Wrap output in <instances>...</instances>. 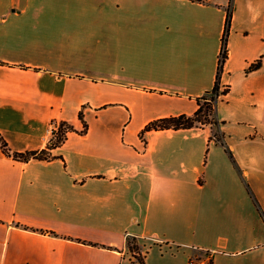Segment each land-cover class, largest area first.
Returning a JSON list of instances; mask_svg holds the SVG:
<instances>
[{
    "label": "crops",
    "instance_id": "0c3cea01",
    "mask_svg": "<svg viewBox=\"0 0 264 264\" xmlns=\"http://www.w3.org/2000/svg\"><path fill=\"white\" fill-rule=\"evenodd\" d=\"M229 1L0 0L12 150L89 124L62 158L0 147V264H142L133 238L145 264H264V0H233L219 123L141 134L212 90Z\"/></svg>",
    "mask_w": 264,
    "mask_h": 264
},
{
    "label": "trees",
    "instance_id": "16d2710c",
    "mask_svg": "<svg viewBox=\"0 0 264 264\" xmlns=\"http://www.w3.org/2000/svg\"><path fill=\"white\" fill-rule=\"evenodd\" d=\"M227 11L228 14H227L226 28L223 36L222 50L220 53L219 68H218L217 78L212 90L209 93L198 98L199 107L194 114L171 115V116H166L152 120L143 128L141 132L142 135L145 132L153 129L192 128L198 125L219 123V121L216 118H213L212 116L214 115L215 117L217 98L221 94L228 93L230 89L228 86L224 90H221L220 78H221V71L223 69L224 62L228 57V37L230 32L231 20L233 16V0L229 1ZM260 63L261 62L259 60L257 63L251 65L249 69L258 68L260 66ZM79 118L82 122V127L80 129L76 128V126L72 122L67 120H60L54 122L57 123L58 126L57 128H53L52 137L48 141L46 147L42 149L26 150V151L12 150L8 141L1 133H0V147L2 148L3 152L6 155L12 156L16 160L29 161L33 159L36 161H47L55 158H62L60 156L53 155L52 151L54 148L62 145L65 142V140L68 137V133L70 131H78L80 134L86 135L89 130V124L85 118L84 108L80 110ZM223 136L224 135L221 133H215V139L221 142L223 145H226ZM209 138L211 139V137ZM226 149L230 153L231 157L234 158L232 152L227 147ZM48 233H50V231H48ZM129 245H130V249L139 258L141 263L145 264L143 258L141 257L135 238L130 240Z\"/></svg>",
    "mask_w": 264,
    "mask_h": 264
},
{
    "label": "built area",
    "instance_id": "2783aa9c",
    "mask_svg": "<svg viewBox=\"0 0 264 264\" xmlns=\"http://www.w3.org/2000/svg\"><path fill=\"white\" fill-rule=\"evenodd\" d=\"M56 124L57 123H55L54 128H57ZM188 264H205V263L202 260H197L192 258L189 260Z\"/></svg>",
    "mask_w": 264,
    "mask_h": 264
},
{
    "label": "rangeland",
    "instance_id": "374dc122",
    "mask_svg": "<svg viewBox=\"0 0 264 264\" xmlns=\"http://www.w3.org/2000/svg\"><path fill=\"white\" fill-rule=\"evenodd\" d=\"M98 67H100V66H94V73L95 74H96V71L95 70H98L97 69ZM212 117L215 118L214 115ZM54 125H55V123H53V128H54ZM56 126H58V124H56Z\"/></svg>",
    "mask_w": 264,
    "mask_h": 264
}]
</instances>
